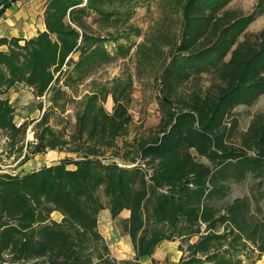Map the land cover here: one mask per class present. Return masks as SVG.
Wrapping results in <instances>:
<instances>
[{
  "label": "trees",
  "instance_id": "obj_1",
  "mask_svg": "<svg viewBox=\"0 0 264 264\" xmlns=\"http://www.w3.org/2000/svg\"><path fill=\"white\" fill-rule=\"evenodd\" d=\"M17 1L0 0V16ZM146 1L47 0L44 31L22 43L0 38V47L7 46L0 48V132L14 151H22L15 146L22 144L27 124L16 127L7 91L24 84L55 103L50 90L63 66H71L70 80H81L112 60L104 43L121 37L117 29L101 36L105 28L94 29L87 18L121 25L133 13L130 7ZM231 1L173 0L181 10L177 37L158 32L138 44L140 66L159 61L154 79L162 92V116L151 135L131 146L128 160L116 155L129 164L101 159L117 148L132 123L129 81L115 78L77 100L75 130L68 137L48 124L49 112L42 114L33 148L17 165L47 151L77 159L0 173V264H140L160 243L177 239L187 242L188 252L178 264H243L248 243L264 254V215H257L264 198V114L254 115L236 143L229 142L236 120L227 121L237 106H251L264 94V29L246 32L264 13V0L248 15L228 7ZM122 6L127 9L117 11ZM203 74L209 77L205 89L199 85ZM53 94L64 92L58 88ZM107 96L113 102L110 113L104 108ZM248 177L254 182L250 197L217 205L232 183ZM105 209L112 219L129 211L132 259L111 256L98 230V214ZM54 212L60 221L51 218ZM192 237H197L193 243Z\"/></svg>",
  "mask_w": 264,
  "mask_h": 264
},
{
  "label": "rangeland",
  "instance_id": "obj_2",
  "mask_svg": "<svg viewBox=\"0 0 264 264\" xmlns=\"http://www.w3.org/2000/svg\"><path fill=\"white\" fill-rule=\"evenodd\" d=\"M47 0H45L46 2ZM258 0H232L227 6L239 11L243 15H248L256 8ZM127 8L122 6L117 11H123ZM133 12L123 24L115 23L113 20L111 23H97L95 16L87 18V21L91 23L92 27L97 30L98 25L105 28V31H101L99 34L105 36L106 32L118 31L115 34H119L121 37L117 41H108L104 43L106 51L113 56L112 60L107 63L96 67L87 76L81 80L72 81L69 79L71 76V66H63L62 73L59 75V80H56L52 84L50 95L56 99L54 102H46L45 111L49 112L48 124L55 130H62L66 137L71 135L75 130V107L77 100H79L84 94L90 93L95 90L98 85L106 84L110 86L115 78H120L124 81L131 83V104L129 107V114L132 117V123L128 127V133L118 138L117 148L113 150H106L101 156V159L105 162H117L121 165L129 164L128 161H122L116 155L123 156L128 160L131 156L129 150L131 146L137 143L140 138L151 135L160 123L162 116V109L159 106L158 98L162 95L159 84L155 81V71L159 67V61H154L151 66L139 65L138 44L143 41H148L153 37H156L158 32L166 33L169 38L173 39L177 37L180 30L181 10L173 7V0H148L138 6L130 7ZM121 20H125V17H120ZM116 16H114V19ZM264 29V13L258 16L246 29L248 33H257ZM242 39V35L240 36ZM118 45L123 46V50L118 51ZM71 58L76 61L78 59V53L71 55ZM157 72V71H156ZM209 77L203 74V79L200 81V86L205 89L209 86ZM60 89L64 92V95L53 94V90ZM182 88V87H181ZM182 91L187 92V88H183ZM55 95V96H54ZM33 98V99H32ZM18 100V99H17ZM53 100V99H52ZM113 102L111 96H107L104 102V108L107 112L112 111ZM22 107V108H21ZM42 104L36 100L35 95L31 97L28 102L22 106L18 105L17 101L14 102V113L26 120L27 128L25 131V137L22 144L17 147H22V151L19 152L14 147L8 144V139L0 132V173H21L22 170L18 168V162L22 156L26 153H30L34 144V132L36 122L42 116ZM40 110V113L37 112ZM256 113L264 114V94L251 106L240 105L237 106L231 115L227 116L228 124L232 119L236 120V128L233 131V135L229 139V142L236 143L238 140V133L247 130L252 118ZM122 148V149H120ZM48 152V151H47ZM46 152V153H47ZM192 154H195L192 151ZM70 157L77 159L76 154L59 152V157ZM129 156V157H128ZM33 157V156H32ZM31 157V159H32ZM198 160L206 162L204 159L197 157ZM41 163L38 161L29 162V167L26 170H34L40 167ZM132 165V164H131ZM129 165V166H131ZM70 169L74 168L73 165L68 166ZM253 180L248 177L241 183H232L229 190L226 192V196L217 201V205L221 206L234 200L235 198H242L244 196H251V190L253 188ZM255 188V187H254ZM253 202L251 201V205ZM261 206V212L257 211L259 218L264 215V198L259 200ZM102 213L98 214V229L100 233L105 237L106 243L111 248H119L122 252L126 253V236L127 235V219L119 215L116 219L110 217H102ZM51 218L59 220V215L53 214ZM204 227L202 228V230ZM222 228H220V231ZM197 240V237H192L190 242L193 243ZM179 242L178 249L182 251L184 257L188 254L185 251L187 242L181 239L175 240ZM132 246V245H131ZM244 255H241L243 264H253L256 260L260 259L261 255L256 250H253L250 243L248 247L243 251ZM259 255V256H258ZM181 259V258H180Z\"/></svg>",
  "mask_w": 264,
  "mask_h": 264
},
{
  "label": "crops",
  "instance_id": "obj_3",
  "mask_svg": "<svg viewBox=\"0 0 264 264\" xmlns=\"http://www.w3.org/2000/svg\"><path fill=\"white\" fill-rule=\"evenodd\" d=\"M45 4V0H18L9 6L0 16V38H20L22 39V43L23 40L33 38L39 32L44 31L45 23L43 12ZM0 48L4 51L7 50L6 45H2ZM5 97L8 99L9 104L13 107L15 100L17 101L18 105L22 106L26 104L31 97H33V92L30 87H27L24 84H16L7 91ZM37 112L40 113V110H37ZM16 120L25 121L26 119L14 113V121ZM35 159L38 161V163H41L40 167L34 169L38 170L42 166H51L57 164L59 160L63 159V157H59L58 151H48L44 154H37L33 156L32 159L30 158L24 164L18 166V168L22 170L21 173L33 171L26 169L29 167V162L33 160L35 161ZM101 213L103 215L102 217H110V212L106 209L100 211V215ZM53 214L59 215V220L56 221L61 220L62 216L58 212H54L51 215ZM121 214L125 219L129 217V211L127 210H123L119 215ZM103 238L105 239L104 236ZM178 245L179 242L175 240L163 241L158 245L151 257L141 258L140 264H153V261H155L156 264H178L182 256V251L178 249ZM108 247L111 256L119 261L132 259L135 255L129 236H126V253L122 252L119 248L116 249L111 248L110 246ZM253 264H264V254H262L260 259L256 260Z\"/></svg>",
  "mask_w": 264,
  "mask_h": 264
},
{
  "label": "built area",
  "instance_id": "obj_4",
  "mask_svg": "<svg viewBox=\"0 0 264 264\" xmlns=\"http://www.w3.org/2000/svg\"><path fill=\"white\" fill-rule=\"evenodd\" d=\"M35 98H36V100H38L42 104V107H41L42 110L41 111L43 113L45 110L46 102H47L46 101V93H44L42 96H35ZM14 123H15L16 127L19 128L24 124V121L16 120V121H14Z\"/></svg>",
  "mask_w": 264,
  "mask_h": 264
}]
</instances>
